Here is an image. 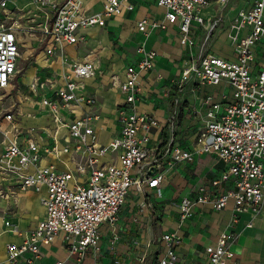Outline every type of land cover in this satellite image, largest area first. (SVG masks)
Wrapping results in <instances>:
<instances>
[{
    "label": "built area",
    "instance_id": "2783aa9c",
    "mask_svg": "<svg viewBox=\"0 0 264 264\" xmlns=\"http://www.w3.org/2000/svg\"><path fill=\"white\" fill-rule=\"evenodd\" d=\"M156 1L166 9V23L149 24L143 19L139 29L146 33L149 25L166 28L167 23L178 24L182 44L194 45L192 25L205 27L209 37L231 0ZM213 1L220 4V16L207 20L203 11ZM10 2L0 0V132L5 137L0 156V197L10 198L17 189L36 191L41 193L45 214L22 244H6L3 264H19L26 251L39 257V244L54 241L61 232L65 233L68 251L83 258L90 246L97 245L101 225L118 221L131 190L160 187L165 157L170 162H182L193 160L195 154L208 153L224 163L220 173L193 197L183 198L179 206L181 221L191 216L197 203L212 204L218 210L232 204L235 213L245 209L260 212L264 201V0H254L232 20L236 59L206 54L188 63L180 79L171 85L182 88L190 80L199 84L227 82L232 93L212 104L192 149L172 146L169 150L149 145L159 120L152 113L139 112L137 107L142 95L139 75L155 68V51L144 45L138 47L139 58L126 69L125 79L112 77L124 101L117 108L119 133L108 144L99 141L98 100L86 83L96 77L98 63L90 56L73 60L66 52L68 45L85 40L88 28L103 27L125 8L134 9V0H105L103 10L94 13L86 10L83 0H25L20 7H11ZM35 32L44 54L36 71L28 75V68L20 66L22 58L29 59V55L23 57L22 47L25 37L33 39ZM57 58L65 71L58 75L44 73L42 70L50 69ZM21 77L25 81L21 82ZM38 117L48 122L42 126L23 123L25 118ZM178 124L179 113L175 111L166 125L171 135ZM112 153H117V160L106 161ZM47 157L60 161L64 168L44 163ZM6 182L16 189L7 190ZM5 225L13 232L20 231L9 220ZM234 239L235 233L223 231L215 244L205 248L206 264H229L233 258L230 242ZM159 242L161 255L149 264H178L182 237L165 233Z\"/></svg>",
    "mask_w": 264,
    "mask_h": 264
},
{
    "label": "crops",
    "instance_id": "0c3cea01",
    "mask_svg": "<svg viewBox=\"0 0 264 264\" xmlns=\"http://www.w3.org/2000/svg\"><path fill=\"white\" fill-rule=\"evenodd\" d=\"M83 1L86 10L94 13L103 10L105 0ZM253 1L236 7L229 21L233 20L240 9L251 7ZM24 3L25 0H11L10 6L20 7ZM134 5V9L125 8L120 14L110 17L105 26L88 28L84 31V41L66 47V52L73 60H83L90 56L98 63L99 72L95 78L87 79L86 83L88 91L98 100L97 109L101 118L96 129L99 141L108 144L119 133L117 108L124 101V96L112 84V77L116 76L118 81L124 80L126 69L139 58L138 47L144 45L146 49L156 52L155 68L139 75L142 95L137 104L138 111L152 113L159 120V126L154 129L149 145L166 147L167 150L172 146L192 149L196 134L205 125L212 104L221 101L224 94L231 95L232 89L227 82L199 84L190 80L182 88H172L171 85L180 79L188 63L198 61L206 54L236 59L235 45L233 39L229 40L228 31L218 34L223 27H227L230 6L209 37L205 27L194 23L190 37L195 44L184 45L178 24L167 23L166 28L149 25L146 33L139 29L138 23L143 19L149 24L154 21L166 23V9L159 6L156 0H134ZM220 12V4L213 1L204 9L203 15L207 20H213L220 16ZM114 29L117 30L115 44L111 47L110 54L107 53V59L103 56V60H106L103 63L95 56V48L102 45L105 36ZM118 30L124 34V40L120 39L118 34L121 33ZM213 33L214 36L218 34L213 47L206 48ZM202 37L203 44L199 47L198 39ZM43 54L42 49L35 57V65L27 69L28 75L36 71ZM42 71L58 75L65 69L57 58L50 69ZM24 88L23 85L20 87L22 94L25 92ZM169 88L171 92H168ZM31 106L36 107L33 103ZM175 111L179 113V124L171 135L166 125ZM47 122L45 117L23 120L24 124L33 126H42ZM4 138L0 132V156L4 151ZM105 160H117V153H112ZM43 162L64 168L60 161L48 157ZM223 168L224 163L208 153L195 154L193 160L182 162H170L165 157L160 170L164 174L160 187L148 188L143 192L131 190L120 210L118 221L115 224L101 225L97 245L90 246L83 258L79 259L76 254L68 251L65 233L61 232L54 241L39 244V257L26 251L19 264H57L58 261H64V264H149L161 255L162 244L159 238L170 232L182 237V244L178 248V264H206L208 258L205 248L215 244L223 231L235 233V239L230 242L233 258L229 264H264V201L258 214L250 209L235 213L232 204L218 210L212 204L197 203L192 207L191 216L185 221L180 220L179 206L183 198L193 197L201 186L216 177ZM4 187L7 190L16 189L11 182H6ZM44 214L41 193L36 191L17 189V194L10 198L0 197V264L5 259L6 244H22L26 234L37 227ZM6 220L18 225L20 231L13 232L12 227L5 225ZM30 259L33 260L32 263L28 261Z\"/></svg>",
    "mask_w": 264,
    "mask_h": 264
},
{
    "label": "rangeland",
    "instance_id": "374dc122",
    "mask_svg": "<svg viewBox=\"0 0 264 264\" xmlns=\"http://www.w3.org/2000/svg\"><path fill=\"white\" fill-rule=\"evenodd\" d=\"M250 1L251 0H231L230 1V5H229L230 8L228 9V12H227V18H228L227 23H226L227 27L225 29L223 27V29H221L218 32V34L219 33H225L227 31H232L234 29V27H233L234 21H229V19H231L233 17L235 8L236 7L239 8L244 4L247 5V4H249ZM116 31H117L116 29H114V31H109L108 36H105V41L103 42V44L100 45L98 48H95V50H96L95 56L97 58H99L103 63H106V60H103V56L104 55L108 56L110 54L111 47L115 44L114 39L116 37V33H117ZM119 32H120V30H118V33ZM120 33H121V35L118 34L120 36V39L124 40L125 39L124 34H122V31ZM37 34L38 33H36V32L34 33L33 39H31V37H29V36L25 37V46L22 47V55H23V57H27L29 55V59L22 58L21 63H20V66L22 69H26V68L34 66L35 65V62H34L35 57L43 49L42 44L40 43L39 39H37V36H38ZM218 34L216 36H214V33H213L210 41L206 44V48L207 47L208 48L213 47V43H214L215 39L217 38ZM231 41H232V38H231ZM198 44H199V47L202 46L203 37L198 39ZM215 47H218V46L215 45ZM107 53H109V54H107ZM199 53H201V50H199ZM107 56H106V59H107ZM23 81H25V79H23V77H21V82H23Z\"/></svg>",
    "mask_w": 264,
    "mask_h": 264
},
{
    "label": "bare ground",
    "instance_id": "6f19581e",
    "mask_svg": "<svg viewBox=\"0 0 264 264\" xmlns=\"http://www.w3.org/2000/svg\"><path fill=\"white\" fill-rule=\"evenodd\" d=\"M235 33H236V29L235 28L232 31H228L229 40H231V38L233 39V36L235 35Z\"/></svg>",
    "mask_w": 264,
    "mask_h": 264
}]
</instances>
